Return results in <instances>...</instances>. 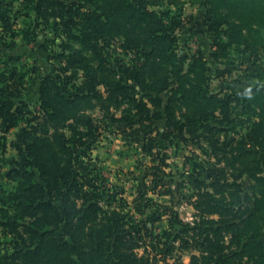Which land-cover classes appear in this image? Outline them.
<instances>
[{
	"label": "trees",
	"instance_id": "trees-1",
	"mask_svg": "<svg viewBox=\"0 0 264 264\" xmlns=\"http://www.w3.org/2000/svg\"><path fill=\"white\" fill-rule=\"evenodd\" d=\"M19 1L17 10L0 1V60L6 59L0 67V132L5 140L16 130L11 146L18 155L8 180L0 182V264H159L137 251L152 235L148 223L137 222L125 198L98 184L102 175L92 166V153L102 124H116L124 141L133 140L151 159L150 190L162 196L173 191L167 188L172 182L159 176L169 167L160 141L198 145L202 130L228 133L241 105L258 122L239 139L212 142L225 166L193 167V207L202 217L195 234L185 236L189 226L178 216L168 223L171 230L183 228L176 234L179 250L197 252L189 264H264V0H203L211 57L225 66L215 75L232 73L238 56L243 65L251 59L249 79H260L224 97L211 91L214 75L205 52L180 53V17L151 9L148 0ZM41 27L64 41L55 55L59 65L38 79L33 105L24 93L37 70H27L10 52L19 41L36 45ZM116 41L134 54L129 62L109 53ZM148 191H139L135 213L155 204Z\"/></svg>",
	"mask_w": 264,
	"mask_h": 264
},
{
	"label": "rangeland",
	"instance_id": "rangeland-1",
	"mask_svg": "<svg viewBox=\"0 0 264 264\" xmlns=\"http://www.w3.org/2000/svg\"><path fill=\"white\" fill-rule=\"evenodd\" d=\"M3 3H12L14 9L20 8L19 0H0ZM193 3V4H192ZM151 9L160 12H171L180 17L183 22V30L178 32L180 36L179 51L181 54H194L198 50L205 52L208 60V65L213 71V78L210 83L211 91L218 93L224 97L229 94H236L240 88L248 87L259 83L260 79H249V74L246 73V68L251 67L249 62L251 59L246 58V64L243 65L241 58L235 56V69L232 73L224 77L218 78L214 71L224 69V65L217 64L211 57L212 41L209 40L202 29L198 30L197 26V6H194L196 11H192L193 6L197 5L196 0H148ZM192 4V5H191ZM24 18H19L17 26L23 25ZM199 33V35H198ZM38 40L36 45L26 44L19 41L17 50L10 52L11 55L21 56V63L27 66V70L36 69V73H31L27 77V87L24 93V98L30 104L36 105L38 103V86L40 77L51 73L56 66L59 65V59L55 57L56 54H61L62 51L59 45L64 39L62 37H55L52 29H44L41 27L38 30ZM1 42V41H0ZM10 42V39H8ZM47 46V50H42L38 46ZM0 50L4 47L0 44ZM109 53L113 57H119L127 62L134 57L132 52H125L121 49L120 44L116 41L109 47ZM9 52V51H7ZM6 59L0 60V67ZM264 80V72H260ZM36 77V83L35 78ZM125 107L121 108L124 110ZM243 106H238L232 118L235 119L234 125L226 128L228 133H216L212 135L206 130H202V137L198 145L193 142H182L177 139L173 144L169 142L160 141V147L165 149L168 155V164L164 171L159 176L165 181H171L167 188L173 191L172 194L158 196L153 193L154 184H152L153 177L151 176L155 171L151 170L153 166L151 159L143 156L139 152L138 145L131 139L124 141L123 135L118 130V126L113 123H104L101 128V135L99 136L95 149L92 153V166L101 171V179L98 181L100 188L108 193H118V199L125 198L130 204L128 211L131 212L137 222L145 220L151 229L152 235L146 238V244L140 242L141 248L138 251L140 255L156 258L159 264L164 261L170 264H189L191 256L197 254L196 251L179 250L180 240L176 238V234L182 230V226L176 224L174 229H169V219L179 217L189 227L187 228L186 237H192L195 232L192 230L196 224L201 222V215L193 207L195 201V190L193 182L197 177L196 171L193 167L195 164H200L204 168H209L218 163L219 167H224V161H218V157L214 153L212 142L218 141V146H222L225 142H230L231 139H239L242 135L248 134L254 127V123L258 122L257 116L252 113L243 114ZM117 116H121V111L115 112ZM96 118L100 117L98 111L92 113ZM237 114H241L237 116ZM248 117L252 121H248ZM216 127H220L211 124ZM159 128L164 130L165 123H159ZM16 131L11 132L2 139L0 132V182H6V175L10 170L12 162L17 159V151L11 146L15 141ZM140 162H142L140 164ZM229 173L231 171L229 170ZM248 188L251 184L249 178L244 177L240 180ZM149 189L146 197L152 198L155 204H150L146 208L145 214H138L133 211V203L140 190L143 194ZM159 190V189H158ZM167 190V189H166ZM146 201L142 202L144 204ZM104 204V203H103ZM106 207V205L104 204ZM114 207L118 204H114ZM107 208V207H106ZM126 211V212H128ZM155 221L154 228H151L152 222ZM168 231L171 235L163 234ZM174 230V231H173ZM4 239L3 242H6ZM228 240V238H227ZM170 246L174 249L169 252Z\"/></svg>",
	"mask_w": 264,
	"mask_h": 264
},
{
	"label": "crops",
	"instance_id": "crops-1",
	"mask_svg": "<svg viewBox=\"0 0 264 264\" xmlns=\"http://www.w3.org/2000/svg\"><path fill=\"white\" fill-rule=\"evenodd\" d=\"M196 1H197V5H192L193 3L191 5L193 6L192 11H194V10L196 11V9H195L194 6H197V15H198L197 16V18H198V20H197V26H198V30L199 29H202V34L204 33V35L210 40L209 35L207 33V27L203 23V14L206 11V7L203 4L204 1L203 0H196ZM198 35H199V33H198ZM211 50H212V52H211V54H212L213 51H214L213 48H212V46H211ZM38 89H39V86H38Z\"/></svg>",
	"mask_w": 264,
	"mask_h": 264
}]
</instances>
